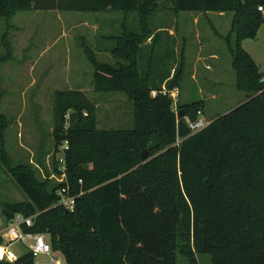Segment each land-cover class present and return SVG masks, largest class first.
<instances>
[{
	"label": "trees",
	"instance_id": "16d2710c",
	"mask_svg": "<svg viewBox=\"0 0 264 264\" xmlns=\"http://www.w3.org/2000/svg\"><path fill=\"white\" fill-rule=\"evenodd\" d=\"M147 1L0 0V19L22 10L141 16ZM171 1L175 12H232L225 41L245 99L191 132L185 118L195 119L202 101H177L175 112L161 93L169 72L162 71L157 85L139 72L136 47L144 31L126 32L115 48L128 49L127 62L97 65L94 73L97 90L120 91L132 102L131 127L99 128L97 107L82 90L56 91L53 138L56 149L67 141L66 176L71 193H80L75 207L57 204L62 183L36 180L21 168L13 176L25 199L0 202V219L33 216L24 230L43 233L65 264H177L179 255L187 264H195V256H208L210 264H264V72L241 46L264 21V0ZM180 77L177 64L165 89L175 88ZM152 134L159 144L142 158ZM0 264H34V257L25 251L9 262L0 251Z\"/></svg>",
	"mask_w": 264,
	"mask_h": 264
},
{
	"label": "rangeland",
	"instance_id": "374dc122",
	"mask_svg": "<svg viewBox=\"0 0 264 264\" xmlns=\"http://www.w3.org/2000/svg\"><path fill=\"white\" fill-rule=\"evenodd\" d=\"M144 9L141 16L136 11L125 14L110 10H22L0 19V202L25 199L13 176L21 168H28L36 180L54 179V166L60 155L53 138L56 91L82 90L97 107L99 128L132 126V102L120 91L97 90L94 77L97 65L127 62L123 53L128 49L115 48L125 42L128 31L147 32L140 36L139 47H135L140 50L139 72L154 77V84L157 85V76L162 71L179 64L180 94L177 93L175 112L177 101H202V117L209 122L245 99L246 92L235 86L225 41L232 12L219 16L217 12L179 11L176 12L178 20L173 24L172 14L159 15L161 9L173 10L171 0H148ZM194 17L197 22H193ZM141 19L146 24L143 29ZM171 23L177 35L174 50L179 49L173 58L160 53L164 33H157V28L163 24L169 27ZM230 37L233 42V36ZM168 43L171 47L169 38ZM241 46L253 58L258 70L264 72V21L256 36L242 40ZM211 51L219 58L207 57ZM5 54L7 57H2ZM199 56L205 58L199 60ZM9 248L16 255L26 251L22 242L13 243ZM52 258L65 264L57 252H52ZM194 258L195 264H210L208 256ZM187 261L186 255L177 257V264H187ZM34 264L54 263L50 256L42 255L34 258Z\"/></svg>",
	"mask_w": 264,
	"mask_h": 264
},
{
	"label": "built area",
	"instance_id": "2783aa9c",
	"mask_svg": "<svg viewBox=\"0 0 264 264\" xmlns=\"http://www.w3.org/2000/svg\"><path fill=\"white\" fill-rule=\"evenodd\" d=\"M258 10H262V7H258ZM152 95H156L157 91L152 90ZM162 94L168 95L172 100V110L175 111V104L177 98L176 88L167 90L163 88L161 90ZM185 122L191 132H196L203 127H205L208 122L202 117L201 110L197 111V117L193 120L185 118ZM67 148V141H64L60 146V155L57 158V169L56 175H54V180L62 183L57 189L58 205L62 207L73 210L75 207V202L77 197L80 195L73 194L70 191L67 176H66V166H65V150ZM33 223V216H23L21 213H15L13 217L7 221L2 222L0 219V251L2 254V259L5 261L13 262L19 255H16L9 246L16 242H22L26 245V251L30 252L35 258L37 256H50L51 261L54 264H59L58 259L52 258V251L49 242L43 233L25 231L24 228L30 227Z\"/></svg>",
	"mask_w": 264,
	"mask_h": 264
},
{
	"label": "crops",
	"instance_id": "0c3cea01",
	"mask_svg": "<svg viewBox=\"0 0 264 264\" xmlns=\"http://www.w3.org/2000/svg\"><path fill=\"white\" fill-rule=\"evenodd\" d=\"M172 14V16H173V19H172V23L174 24L175 22H177V18H176V12L174 11V10H164V9H161V13L159 14V15H161V16H164V15H168V14ZM208 13V12H207ZM218 14L217 15H219V16H225V12H217ZM203 14V13H202ZM204 14H206V13H204ZM193 22H197V20H196V17H194L193 18ZM172 23L170 24V26L168 27V26H164V24L162 25V26H160L159 28H157V33H160V32H163L164 34L162 35V37H163V39H164V43L159 47V49H160V53L162 54V55H164L165 57H174L177 53L179 54V49H177V52L174 50V44H175V39L177 38V35H176V31H175V29H176V27H175V25L174 26H171L172 25ZM158 24H160V23H158ZM168 38L171 40V47H169L170 45H169V43H168ZM147 43H149V41H147ZM146 43V44H147ZM170 48V49H169ZM176 52V53H175ZM183 54V51H181V56H183L182 55ZM207 57H209V58H213V59H218L219 57H218V55H217V53L216 52H214V51H211V52H209V54H208V56ZM171 58V59H172ZM205 57H198V59L199 60H202V59H204ZM170 62H172L171 60H169ZM174 61V60H173ZM173 63V62H172ZM178 64V63H177ZM175 66H176V64H175ZM174 66V67H175ZM174 67L173 68H171V70H170V67L168 68V69H166L165 70V72H169V75L167 76V78H164L163 79V81L161 82V80H162V75L161 76H157V81H156V83L158 84V83H160L161 82V84H160V86L162 87H164L165 86V83H166V80L167 79H169L170 78V76L172 75V73H173V69H174ZM206 68H209V65H206L205 66ZM179 82H178V85L175 87L176 88V90H177V93H178V95L180 94V88H179ZM216 85H218V83L216 84Z\"/></svg>",
	"mask_w": 264,
	"mask_h": 264
},
{
	"label": "water",
	"instance_id": "95a60500",
	"mask_svg": "<svg viewBox=\"0 0 264 264\" xmlns=\"http://www.w3.org/2000/svg\"><path fill=\"white\" fill-rule=\"evenodd\" d=\"M158 146V141L156 140L154 135L150 136V143L147 145L146 148L142 149L141 151V157L146 158L149 154V150L155 148Z\"/></svg>",
	"mask_w": 264,
	"mask_h": 264
}]
</instances>
